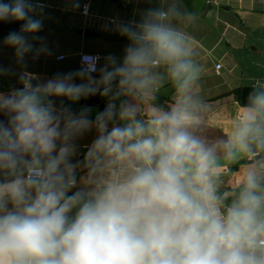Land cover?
<instances>
[{"label":"clouds","instance_id":"1","mask_svg":"<svg viewBox=\"0 0 264 264\" xmlns=\"http://www.w3.org/2000/svg\"><path fill=\"white\" fill-rule=\"evenodd\" d=\"M131 2L145 7L105 25L119 55L43 76L28 69L53 55L48 0H0V24H19L0 39V80L15 77L0 87V264H264V80L225 116L202 93L194 14ZM93 96L102 110L72 107Z\"/></svg>","mask_w":264,"mask_h":264},{"label":"crops","instance_id":"2","mask_svg":"<svg viewBox=\"0 0 264 264\" xmlns=\"http://www.w3.org/2000/svg\"><path fill=\"white\" fill-rule=\"evenodd\" d=\"M84 3L89 4L88 15L81 10ZM210 8L202 14H194L195 21L187 27L194 37L203 64L201 77L202 93L210 104L218 105L226 116L233 107V98L242 102V90L259 79L264 80V0H207ZM183 4V3H182ZM63 0H48V14L44 31L53 55L41 57L29 63V71L43 76L56 72H66L79 67L81 53H108L119 55L125 41L106 29L112 18H131L137 5L131 0H81V8L65 11ZM186 12H191L186 10ZM192 13V12H191ZM89 28L98 36L84 37L78 29ZM57 56L64 59L58 60ZM0 62L7 66L13 63V52L9 48L0 50ZM220 64L217 70L216 65ZM15 83V77L0 80V87L7 90ZM171 86V85H166ZM173 92L168 99L157 97L165 106L172 102ZM82 105L90 106L93 112L102 110L105 101L99 96L82 99L73 104L74 109ZM226 128L223 119L220 126L210 129V135H221ZM91 139L89 135L82 143Z\"/></svg>","mask_w":264,"mask_h":264},{"label":"water","instance_id":"3","mask_svg":"<svg viewBox=\"0 0 264 264\" xmlns=\"http://www.w3.org/2000/svg\"><path fill=\"white\" fill-rule=\"evenodd\" d=\"M91 1H97V0H91ZM182 3L185 6L186 10L191 11L193 14H196V15H199L202 9H204L202 12V14H204L206 10L210 8V5L207 3V0H182ZM18 27H19V24H16V23L0 24V39H2V37L6 35L7 32L13 29H18ZM77 33L83 35L84 37L98 36L96 32H94L93 30L89 28L78 29ZM0 64L2 63L0 62ZM167 87H171V86H167ZM247 91H248L247 88L242 90V102H243V97L246 96L247 94ZM171 94L172 92H169L167 95H160V97L168 99ZM236 99H238V97Z\"/></svg>","mask_w":264,"mask_h":264},{"label":"built area","instance_id":"4","mask_svg":"<svg viewBox=\"0 0 264 264\" xmlns=\"http://www.w3.org/2000/svg\"><path fill=\"white\" fill-rule=\"evenodd\" d=\"M84 4H85V3H84ZM84 4H83V5H84ZM87 4H88V3H87ZM88 5H89V4H88ZM82 10H83V6H82ZM82 10H81V12H82ZM78 60L80 61V55H79V59H78ZM219 68H220V64H217V65H216V69L218 70Z\"/></svg>","mask_w":264,"mask_h":264}]
</instances>
